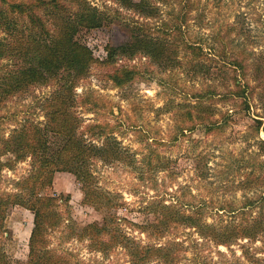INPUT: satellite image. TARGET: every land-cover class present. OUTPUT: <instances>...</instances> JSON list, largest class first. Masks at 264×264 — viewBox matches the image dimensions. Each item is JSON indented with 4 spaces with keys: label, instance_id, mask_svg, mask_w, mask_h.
I'll use <instances>...</instances> for the list:
<instances>
[{
    "label": "rangeland",
    "instance_id": "374dc122",
    "mask_svg": "<svg viewBox=\"0 0 264 264\" xmlns=\"http://www.w3.org/2000/svg\"><path fill=\"white\" fill-rule=\"evenodd\" d=\"M88 1L100 9L113 4ZM157 5L156 18L146 21L160 26L163 21L175 20L177 15L185 17V39L203 45L207 57L198 59L191 51L185 54L178 40L173 47L178 48L174 56L181 63L123 56L106 64L108 47L130 41V25L145 20L130 10L121 9L120 16L102 27L80 33L97 62L88 76L79 81L77 99L92 95L106 106L101 115L86 113L83 117L108 122L110 131L111 126L115 127L111 135L119 141L122 151L121 159L92 161L98 185L117 200V212L123 219L121 228L143 244L150 239L140 226L153 224L155 215L147 206L154 199L164 198L169 204L182 195L194 204L206 201L210 206L206 221L218 225L226 223L222 221L226 219L239 220L232 213L220 217L219 206L234 209L254 201L247 209L253 210L250 217L262 222L256 240L239 238L226 246L207 239L193 227L180 225L177 233L167 234L158 245L166 240L178 241L182 264H264V148L260 144L264 131L257 132V121L264 122V0H166ZM0 38L6 39V33L0 31ZM224 43L230 55L239 50L252 54L246 62L245 75L241 69L227 65L230 55L222 56ZM21 62L17 57L2 59L0 79ZM122 67H134L137 73L132 81L116 86L110 76ZM236 77L237 82L243 80V85H249L250 109L234 93L238 89ZM57 88L54 83L32 86L27 92L0 102V133L8 137L17 120L44 124L42 103ZM210 91L215 92L212 98ZM203 93L205 96L200 98ZM187 108L196 116L202 115L206 123L219 122L222 128L207 132L206 126L196 123L194 130L180 133ZM204 108L208 110L202 112ZM3 160L9 165L1 171L0 191H17V182L32 171L31 158L15 161L14 155L8 154ZM45 193L63 194L62 199L69 194L70 201L63 202L60 208L78 225L103 218V210L83 203V185L71 172H56ZM67 223L68 220L63 228ZM5 226L9 237L0 235V245L5 246L11 260H26L33 214L21 200H16L9 210ZM60 236L61 232L54 233L52 245L60 244L70 250L76 258L73 264L132 262L123 245L95 251L87 241L73 238L63 243Z\"/></svg>",
    "mask_w": 264,
    "mask_h": 264
},
{
    "label": "trees",
    "instance_id": "16d2710c",
    "mask_svg": "<svg viewBox=\"0 0 264 264\" xmlns=\"http://www.w3.org/2000/svg\"><path fill=\"white\" fill-rule=\"evenodd\" d=\"M105 1L113 4H105L104 9H100L88 0H0V31L6 33L7 37L4 40L0 38V61L14 57L22 61L17 68L1 75L0 102L17 93H25L32 86L51 83L58 86L42 103L44 124L31 119L17 120L8 137L0 133V174L9 165L8 161L3 160V156L8 154L14 155L15 161L30 157L32 165L30 174L17 182L16 189L19 190L0 191V235L9 237L6 217L16 200H21L33 214L27 259L11 260L5 246L0 245V264H73L76 258L70 250L59 247L60 244L52 245L56 232H61L63 243L77 238L80 242L87 241L89 248L95 251L123 245L131 256V264H148L152 261L182 264L178 241L166 240L158 245L167 234L177 233L175 231L180 225L193 227L207 239L226 246L239 238L256 240L259 234L262 222L250 217L253 210L247 209L254 201L234 209L222 204L218 207V211L222 212L220 217L232 213L239 220H236L237 217L230 221L226 219L222 220L226 223L218 225L206 221L210 211L206 201L200 200L194 204L184 200L182 195L169 204L165 203L164 198L148 203L147 208L155 215L154 222L140 226L143 232H148V243L143 244L141 240L128 236L121 228L123 219L117 212V200L98 185L92 161H115L121 159L122 151L119 141L111 135L115 127L110 125V131L108 122H93V119L83 117L86 113L101 115L106 106L92 95L77 99L80 97L76 91L79 81L88 76L97 62L80 33L102 27L110 19L120 16L121 9H124L138 13L145 20L130 25V41L108 47L106 64H113L123 56L129 59L146 56L156 63H181L174 56V53H178V48H173L178 40L183 44L185 54L191 51L199 59L201 56L207 57V53L203 45L185 39V17L181 19L177 15L175 20L163 21L160 26L146 21L156 18L157 4L166 0ZM222 52V56L230 55L226 43ZM251 57L252 54L246 50H239L227 57V65L241 69L245 75L246 62ZM123 67L110 76L116 86L132 81L137 73L134 67ZM237 79L235 83L238 89L234 93L243 98L250 109L249 85H243V80L237 82ZM210 93V97H214L215 92ZM204 96L203 93L200 98ZM207 110L204 108L202 112ZM184 114L180 133L194 130L196 123L206 126L207 132L221 127L217 121L207 124L202 115L196 116L189 108ZM195 116L197 122H194ZM188 121L191 122L189 126L186 125ZM261 130L264 131V122L258 120L257 132ZM52 138H55L54 142ZM260 144L264 148V140ZM58 171L71 172L77 177L83 185V203L104 211L101 221L78 225L60 208L63 202L70 201L69 194L62 199L63 194L45 193ZM190 195L195 198V195Z\"/></svg>",
    "mask_w": 264,
    "mask_h": 264
}]
</instances>
